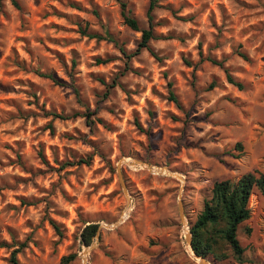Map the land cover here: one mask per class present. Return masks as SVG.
<instances>
[{"label": "rangeland", "instance_id": "obj_1", "mask_svg": "<svg viewBox=\"0 0 264 264\" xmlns=\"http://www.w3.org/2000/svg\"><path fill=\"white\" fill-rule=\"evenodd\" d=\"M121 4L148 28V0H0V264H200L187 232L213 183L264 172V0H157L158 58ZM248 206L243 263L208 264H264V198Z\"/></svg>", "mask_w": 264, "mask_h": 264}, {"label": "trees", "instance_id": "obj_2", "mask_svg": "<svg viewBox=\"0 0 264 264\" xmlns=\"http://www.w3.org/2000/svg\"><path fill=\"white\" fill-rule=\"evenodd\" d=\"M148 1V28H140L137 20L131 17L129 12L125 11L124 4H121L122 16L130 28L141 31V38L137 45V50L139 51L145 48L151 55L158 58L149 44L151 39L157 38L153 30V16L151 15V11L156 5L157 0ZM14 3L16 4L15 1ZM80 30L81 34L89 38H102L98 33L88 31L86 27L80 28ZM107 39L114 40L111 35H108ZM238 54L243 59L248 60L245 52L239 51ZM210 61L222 65V62H218L215 59H210ZM97 62L101 63L104 60L98 58ZM225 74L230 84L242 88L240 82L233 78L227 69H225ZM44 76L57 84L61 83L57 77L50 73L44 74ZM169 98L178 104L177 97L172 91H170ZM136 125L142 130L139 122H136ZM234 149L242 152L243 146L240 142H237ZM79 162L83 161L79 160ZM254 191H257L264 198V172L262 171L252 170L246 172L234 182L229 179H222L213 183L210 198L204 201L199 214L189 223L191 248L194 254L206 259L212 257L216 261L225 260L230 257L236 263H243L244 249L237 234L241 224L250 217V208L248 206L249 198ZM50 224L56 232L60 233L59 225L54 220H50ZM97 231L98 224L89 223L85 225L80 233L81 244L89 246L93 242ZM4 245V243H0V246ZM18 252L19 250L17 248L11 251L7 264H21L17 258ZM75 257V253L63 256L61 263L68 264Z\"/></svg>", "mask_w": 264, "mask_h": 264}, {"label": "bare ground", "instance_id": "obj_3", "mask_svg": "<svg viewBox=\"0 0 264 264\" xmlns=\"http://www.w3.org/2000/svg\"><path fill=\"white\" fill-rule=\"evenodd\" d=\"M127 162L131 163L132 164V161L131 160H126ZM153 172H161V173H169L166 169H158V168H153L152 169ZM128 210H125L123 215H122V220L125 219L127 216H128ZM185 232H187V227L185 225ZM83 257L85 258V253L83 254Z\"/></svg>", "mask_w": 264, "mask_h": 264}, {"label": "water", "instance_id": "obj_4", "mask_svg": "<svg viewBox=\"0 0 264 264\" xmlns=\"http://www.w3.org/2000/svg\"><path fill=\"white\" fill-rule=\"evenodd\" d=\"M187 240H188V243H189V245L191 247V232L190 231L187 232ZM90 247H93V244L90 245ZM194 255H195V257H197L199 259L200 264H208L206 259L203 258L202 256H198L196 254H194Z\"/></svg>", "mask_w": 264, "mask_h": 264}]
</instances>
